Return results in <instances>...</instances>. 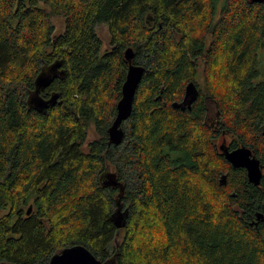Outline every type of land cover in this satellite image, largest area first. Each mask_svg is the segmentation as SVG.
<instances>
[{
    "label": "trees",
    "instance_id": "trees-1",
    "mask_svg": "<svg viewBox=\"0 0 264 264\" xmlns=\"http://www.w3.org/2000/svg\"><path fill=\"white\" fill-rule=\"evenodd\" d=\"M215 2L0 0V264H47L72 244L113 264H264V2ZM127 47L144 70L115 145ZM56 61L63 74L39 94L57 100L37 111L28 97ZM189 83L197 96L175 106ZM218 136L252 150L259 185L225 160ZM106 172L122 192L102 183Z\"/></svg>",
    "mask_w": 264,
    "mask_h": 264
},
{
    "label": "water",
    "instance_id": "water-1",
    "mask_svg": "<svg viewBox=\"0 0 264 264\" xmlns=\"http://www.w3.org/2000/svg\"><path fill=\"white\" fill-rule=\"evenodd\" d=\"M251 2H264V0H250ZM124 57L128 61V68L125 80L121 88V97L116 104V115L108 128V141L112 144H119L123 138L122 123L128 119L131 113L135 91L139 80L142 76L144 68L139 64L132 63L133 50L127 47L124 51ZM59 62L43 67L35 79V88L28 97L29 106L37 111H45L49 104H55L58 94L53 93L49 98L45 99L40 94V89L47 86L54 77L63 74L62 70H58ZM198 92L193 83H189L185 89L184 100L175 106L189 105L197 96ZM219 152L224 156L233 167H241L246 171L247 179L254 185H259L263 175V168L259 159L255 156L252 150L246 145H238L234 148H229L226 139L223 138L218 145ZM104 185L119 186L122 192V185L115 178L114 173L106 172L101 177ZM225 175H222L220 182L224 183ZM121 194V193H120ZM119 194V197H120ZM119 197L116 199L117 208L112 214V219L117 227H122L125 224L127 209L121 210ZM257 220L262 219L261 213L256 214ZM47 264H113V259L107 262H102L96 258L91 251L81 244H72L61 248L55 252L49 259Z\"/></svg>",
    "mask_w": 264,
    "mask_h": 264
},
{
    "label": "rangeland",
    "instance_id": "rangeland-1",
    "mask_svg": "<svg viewBox=\"0 0 264 264\" xmlns=\"http://www.w3.org/2000/svg\"><path fill=\"white\" fill-rule=\"evenodd\" d=\"M222 2H223V0H216V2H215L216 11L219 10ZM45 8L48 9L47 7H45ZM50 20H51V22L53 24V27H54V33H59V32H62L63 31V28H64V19L61 16L52 15L50 17ZM96 31H97L99 37L102 40L101 52H103L109 46V36H108V32H107L106 25H104V24L98 25L96 27ZM263 52L260 49L259 52H258V56H261V54ZM262 62H264V60H262ZM260 69H261L262 72H264V64L262 66L260 64ZM199 73H201V67H199ZM197 81H198V84H201L202 83V78H201L200 75H199V78L197 79ZM215 112H216V109L214 108V105H212L211 108H210L209 115H208V123L212 122V124H213V121L216 118ZM223 137L226 138V142L229 141V137L228 136H218V138L216 139V143L217 144H220ZM95 138H96V134L94 132L93 126L90 125L89 126V130H88L87 139L88 140H93ZM2 213H3V211L0 210V215Z\"/></svg>",
    "mask_w": 264,
    "mask_h": 264
},
{
    "label": "flooded vegetation",
    "instance_id": "flooded-vegetation-1",
    "mask_svg": "<svg viewBox=\"0 0 264 264\" xmlns=\"http://www.w3.org/2000/svg\"><path fill=\"white\" fill-rule=\"evenodd\" d=\"M30 210H31V206L28 207V209L26 211V214H29L30 213Z\"/></svg>",
    "mask_w": 264,
    "mask_h": 264
}]
</instances>
